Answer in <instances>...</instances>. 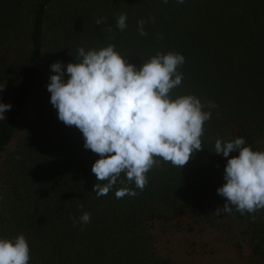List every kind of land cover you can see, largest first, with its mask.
<instances>
[{
	"label": "trees",
	"instance_id": "obj_1",
	"mask_svg": "<svg viewBox=\"0 0 264 264\" xmlns=\"http://www.w3.org/2000/svg\"><path fill=\"white\" fill-rule=\"evenodd\" d=\"M109 44L137 67L157 52L182 54L171 98L216 107L203 149L186 165L161 162L143 191L121 184L122 174L97 197L91 166L99 157L58 119L46 86L51 64ZM2 82L0 103L11 108L0 120V238L23 234L29 264H264V211L213 212L225 203L216 189L227 159L238 155H217L215 140L242 137L264 151V0H0ZM124 186L137 195L117 199ZM84 212L91 218L81 225Z\"/></svg>",
	"mask_w": 264,
	"mask_h": 264
},
{
	"label": "clouds",
	"instance_id": "obj_2",
	"mask_svg": "<svg viewBox=\"0 0 264 264\" xmlns=\"http://www.w3.org/2000/svg\"><path fill=\"white\" fill-rule=\"evenodd\" d=\"M104 21L98 17L95 22ZM126 21L127 15L120 14L116 27L123 31ZM137 24L139 34L146 35L145 21ZM76 51L78 62L50 65L54 74L46 87L58 119L77 128L83 136V147L99 157L91 166L97 181L92 192L97 197L107 195L122 174L121 184L126 180L143 191L153 167L163 162L180 169L194 152L203 149L204 124L216 105L202 103L194 95L171 98L170 93L183 80L178 71L185 62L182 54L157 52L137 67L127 63L112 44L87 51L78 47ZM5 88L6 84L0 83V91ZM10 108V104L0 103V120ZM214 152L226 158L232 152L238 155L227 159L225 183L216 189L225 203L213 212L231 214L233 207L241 216L264 211V151L252 150L244 138L238 137L216 139ZM126 195L137 193L128 186L115 192L117 199ZM78 207L82 209L83 204ZM90 218L84 212L78 222L85 225ZM29 260L30 249L23 234L14 239L0 238V264H29Z\"/></svg>",
	"mask_w": 264,
	"mask_h": 264
},
{
	"label": "rangeland",
	"instance_id": "obj_3",
	"mask_svg": "<svg viewBox=\"0 0 264 264\" xmlns=\"http://www.w3.org/2000/svg\"><path fill=\"white\" fill-rule=\"evenodd\" d=\"M18 139H19V136L16 137L15 141L10 145V148H14V146H15V142H16ZM178 237H179V235H177V234L174 235V239H175V238H178ZM174 239H173V240H174ZM177 253H178V252H177ZM182 256H183L184 258H186L185 255L182 254Z\"/></svg>",
	"mask_w": 264,
	"mask_h": 264
}]
</instances>
